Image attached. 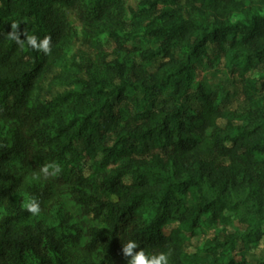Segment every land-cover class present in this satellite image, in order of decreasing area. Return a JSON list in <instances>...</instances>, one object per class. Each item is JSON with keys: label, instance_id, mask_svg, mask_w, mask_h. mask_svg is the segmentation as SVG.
Instances as JSON below:
<instances>
[{"label": "trees", "instance_id": "16d2710c", "mask_svg": "<svg viewBox=\"0 0 264 264\" xmlns=\"http://www.w3.org/2000/svg\"><path fill=\"white\" fill-rule=\"evenodd\" d=\"M87 1L0 0V264H134L140 253L201 264L187 234L165 227L229 222L226 212L247 232L218 234L199 250L217 256L210 264L228 255L227 264H250L237 250L264 230V0H142L152 43L140 62L109 59L91 40L95 64L73 74L71 90L41 102L40 86L71 32L65 6L78 4L94 31L121 42V1ZM210 46L243 76V106L227 109L228 94L197 85ZM256 70L261 82L244 79ZM111 77L120 84L110 88ZM83 152L102 155L96 171L110 197L68 168ZM65 185L88 223L44 211ZM20 190L30 207L13 202ZM189 192L193 204L183 197Z\"/></svg>", "mask_w": 264, "mask_h": 264}, {"label": "rangeland", "instance_id": "374dc122", "mask_svg": "<svg viewBox=\"0 0 264 264\" xmlns=\"http://www.w3.org/2000/svg\"><path fill=\"white\" fill-rule=\"evenodd\" d=\"M120 1V15L125 24L124 29L118 32L121 35V42H118L111 32L105 28L94 31L82 19L81 9L78 4L64 7V15L70 23L71 32L68 35L65 47L52 59L50 70L40 86L39 99L41 102H45L62 92L71 90L74 84L73 74L78 71L83 72L82 67L95 64L97 50L93 47L91 40H95L101 44L102 51L107 54L109 59L121 58L128 63L140 62V51L148 48L152 43L146 36L148 17L142 8V0ZM86 3H89V1L86 0ZM135 43L140 49L134 46ZM213 47L210 46L208 55H205L197 66L196 82L197 85L202 84L206 88L208 87L222 93V95L228 94L229 98L223 104H225V108L234 110L244 105L243 97L241 96L243 93V76L240 77L239 75L236 77L237 73L234 74L232 72L233 68L230 63V56L215 50ZM250 73L245 75V80L251 78V81L255 84L263 80L262 72L256 70ZM234 80H236L235 84L233 83ZM110 84V88H112L113 85H119L120 80L117 77H111ZM120 105V107H123L125 100ZM190 105L195 108L200 107V103L195 102V100ZM90 108L92 110L96 109L97 103H92ZM127 110L133 116L139 113L138 108L133 106V103H131V107L129 106ZM222 123L224 124L225 121H222ZM151 151H155V149ZM102 158V155H88L86 152H83L78 154L73 161L72 159L69 161L68 168L76 174L81 173L93 177V183L99 190V195L108 198L110 194L101 187L103 174L105 173L96 171L95 165ZM45 162L53 164L50 159H46ZM110 168H107L105 171L110 172ZM66 187V185L65 187H60L61 190L57 191L52 196V199L46 201V209L44 211L49 215L57 213L60 216H64L66 212H70L76 221L88 223V217H85L82 214L81 207L75 205L70 199V194ZM183 197L188 204H193L196 201L195 196L190 192ZM13 198L15 204H19L24 208L30 207L33 202L29 192L25 190H20ZM6 212L7 210L4 207L0 208V217L6 214ZM226 214L231 217L229 222L220 220L214 224H210L207 219L201 221L195 228L191 223L179 224L178 222H171L165 228L167 230L181 228L188 236L187 251L196 255L201 264H210L217 256L212 255L213 253L208 254L199 250L206 241L211 240L218 234H230L234 232L244 234L247 232V226L240 220L238 215L227 212ZM237 256L245 258L250 264H264V230L258 233L255 240L241 244L238 247ZM230 257L231 255L223 257V264H227Z\"/></svg>", "mask_w": 264, "mask_h": 264}, {"label": "clouds", "instance_id": "9594fccd", "mask_svg": "<svg viewBox=\"0 0 264 264\" xmlns=\"http://www.w3.org/2000/svg\"><path fill=\"white\" fill-rule=\"evenodd\" d=\"M131 248V245H129V250ZM166 256L164 254H161L158 258H155L152 261H146L144 254L140 253L134 260V264H165Z\"/></svg>", "mask_w": 264, "mask_h": 264}]
</instances>
